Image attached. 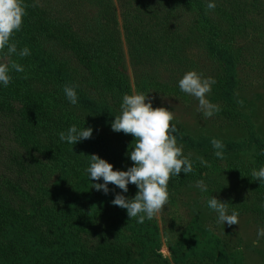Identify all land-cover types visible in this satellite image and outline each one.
Listing matches in <instances>:
<instances>
[{
  "label": "trees",
  "instance_id": "trees-1",
  "mask_svg": "<svg viewBox=\"0 0 264 264\" xmlns=\"http://www.w3.org/2000/svg\"><path fill=\"white\" fill-rule=\"evenodd\" d=\"M51 1L59 5L62 0ZM51 1L22 0L23 24L11 39L18 50L29 48L23 58L36 72L11 73L9 85L0 88V264H166L156 216L143 223L130 219L126 209L110 203L121 190L109 182L105 195L92 188L102 179L91 181L85 172L92 154L114 170L133 164L126 153L134 137L111 129L122 95L131 94L115 9L98 1L95 16L80 8L82 0H64L58 19L49 14ZM214 2L211 10L207 0H126L121 6L134 64H149L157 78L162 67L171 72V82L164 84L142 80L143 90L184 96L177 81L194 68L216 80L207 93L217 103L213 114L240 121L245 131L243 138L231 139L194 137L177 128L173 134L193 171L170 176L168 186L202 171H239L252 181L251 171L264 166V139L236 98L240 70L264 72V0ZM66 84L75 86L76 105L64 96ZM73 124L92 127L91 138L61 142L58 133ZM213 138L224 145L222 158L214 155ZM201 153L214 162L197 163ZM224 157L237 162L220 169ZM128 189L122 193L126 198L138 191L134 184ZM257 202L239 212L255 213L264 225V200L259 196ZM213 236L193 219L169 246L173 263L245 264L238 251H227Z\"/></svg>",
  "mask_w": 264,
  "mask_h": 264
},
{
  "label": "rangeland",
  "instance_id": "rangeland-1",
  "mask_svg": "<svg viewBox=\"0 0 264 264\" xmlns=\"http://www.w3.org/2000/svg\"><path fill=\"white\" fill-rule=\"evenodd\" d=\"M98 1L104 3L102 0H82L84 6L80 8L86 13L97 16L99 12ZM105 1L113 6L119 22L123 53L122 66L124 67L126 77H128L131 94L134 92L148 94V97L152 100L153 107H165L173 111L176 128L194 137L201 135L231 139L244 137L245 131L241 127L240 121L237 123L227 122L226 120L217 118L215 114L204 116L198 110V101L188 94L184 93V96H174L163 93L162 89L159 91L152 90L145 92L142 88V80L148 83L164 84L167 81L171 82V72L165 67H162L158 70L159 72H156L159 74L157 78L155 75L156 70L148 69L149 64L146 66L143 65L144 67L134 64L133 57L130 55L129 47L124 38L123 23L120 16L121 6L126 0ZM64 3L65 1L62 0L61 2L59 1V5H55L51 1L50 6L52 11L49 14L61 19L59 10H64L61 7ZM242 41H239V43L242 44ZM239 43L236 44L241 48L242 45L240 46ZM9 59L15 60L24 67L23 72L12 73L34 76L36 68L29 61L16 55L10 58L0 56V61L2 62H8ZM262 61L260 58L259 62ZM193 70L194 68H189L188 71ZM240 74L242 84H240L236 92L239 108L242 112L250 115L252 123L255 124L264 139V72H250L243 69L240 70ZM206 98L211 102L210 95L206 94ZM211 103L215 106L217 105L215 102ZM121 136H124V134ZM85 152L83 149L79 151L81 156H84ZM239 157L241 158L242 156L239 155ZM198 158H203L207 161V164L214 162L212 158L206 159L203 153L198 154L195 160L197 163H200ZM236 162V158L230 159L224 157L218 162L219 166L217 167L223 169V167H227ZM197 180L204 182L207 186L206 192H200L195 187ZM168 192L169 199L167 204L155 215L160 228L162 242L161 253L163 259L167 262L166 264H174L169 246L175 243L185 228L191 225L192 220L195 218L198 219L202 228L215 236V240L218 241L219 245L225 247L227 251H238L239 255L241 254L243 256L245 264H264V237H260L259 241L254 243V241H257V229L264 227V225L259 223L260 219L255 213L240 214L239 212L240 208L253 206L254 203H260L257 202L259 196L264 200V184H260L259 180L252 179V181H249L246 177L241 176L239 171H233V173L202 171L184 176L180 179L178 178L174 184L168 186ZM211 196L228 203L227 208L229 211L235 210L238 213L239 224L229 226L227 224L217 223L216 214L206 207V199ZM262 204L264 203L261 202ZM33 206L34 204H30L29 207Z\"/></svg>",
  "mask_w": 264,
  "mask_h": 264
},
{
  "label": "clouds",
  "instance_id": "clouds-1",
  "mask_svg": "<svg viewBox=\"0 0 264 264\" xmlns=\"http://www.w3.org/2000/svg\"><path fill=\"white\" fill-rule=\"evenodd\" d=\"M216 7L214 0H207L206 8L211 10ZM25 9L22 0H0V56L20 58L30 55L28 47L17 49V44L11 37L19 31L23 24ZM24 67L15 60L0 61V88L7 87L11 82L12 72L21 73ZM216 83L213 77H204L196 71H188L178 81L179 90L198 101V110L204 116H211L216 110L207 98ZM65 98L72 105L78 103L75 86L64 85L62 88ZM114 132L131 134L134 137L127 157L133 162L126 170L116 169L107 160L97 154L90 155L85 172L92 183V188L103 191L107 195L110 191L108 184L111 182L121 190L116 193L110 203L114 206L126 209L127 216L136 218L137 223H143L145 219L151 220L167 204L169 199L168 181L170 176H179L180 173L189 174L193 171L192 160L182 154V146L177 144V138L173 134L177 132L174 123L173 111L165 107H153L148 94L125 93L122 95L119 114L114 116L111 122ZM92 127L78 128L70 125L66 131H60L58 138L61 142L70 145L78 141L91 138ZM217 158L223 157L224 145L218 139L210 141ZM264 154V149H261ZM202 165L207 161L198 158ZM251 178L264 184V166L251 171ZM134 184L137 193L132 198H126L122 193L129 191L128 185ZM195 187L200 192H206L207 186L202 180H197ZM227 204L211 196L206 199V207L216 214L217 223L229 226L238 223V213L229 211ZM264 207V204L261 205ZM264 237V227L257 229V241Z\"/></svg>",
  "mask_w": 264,
  "mask_h": 264
}]
</instances>
